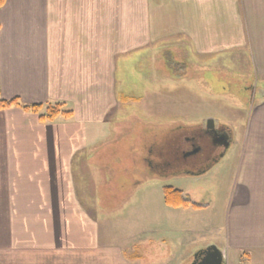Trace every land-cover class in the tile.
<instances>
[{
    "label": "crops",
    "instance_id": "obj_1",
    "mask_svg": "<svg viewBox=\"0 0 264 264\" xmlns=\"http://www.w3.org/2000/svg\"><path fill=\"white\" fill-rule=\"evenodd\" d=\"M102 3L6 0L0 8V99L72 105L70 119L46 123L18 108L0 111V264H138L137 258L126 261L121 251L100 250L94 165L84 156L95 122L77 119L94 116L88 97H81L97 83L110 87L108 69L118 63L101 56V45L67 43L89 28L100 36ZM142 5L139 43L131 49L168 40L163 51L185 68L184 77L194 68L181 63L186 59L182 52L205 62L230 54L264 84V0H142ZM165 69L173 73L167 61ZM196 76L186 82L194 83ZM171 93L168 97H175ZM104 96L109 106L137 100L123 93ZM250 105L238 180L244 170L245 177L236 184L235 232L228 228L217 247L224 264L229 251L243 256L246 264L255 256L264 263V167L258 166L264 165V89ZM64 127L65 133L54 132ZM233 144L232 139L228 150Z\"/></svg>",
    "mask_w": 264,
    "mask_h": 264
},
{
    "label": "rangeland",
    "instance_id": "obj_2",
    "mask_svg": "<svg viewBox=\"0 0 264 264\" xmlns=\"http://www.w3.org/2000/svg\"><path fill=\"white\" fill-rule=\"evenodd\" d=\"M103 2L100 8L105 6L104 11L98 13L100 36L92 35L89 28L75 34V40L67 41L101 45V56L118 62L108 69L110 87L97 83L81 97L83 101L88 97L94 116H77L95 122V133L84 156L92 158L94 165L92 177L100 203L94 219L99 224L100 250L121 251L129 262L135 253L138 264H182L198 250L222 246L228 228L232 234L235 232L236 184L245 177L244 170L238 180L239 161L246 153L244 128L251 121L250 104L258 102L264 84L251 77L247 69L240 68L242 62L230 54L221 53L205 62L182 52L186 59L180 62L192 65L190 73L197 75L195 82L189 84L187 77L182 76L185 68L163 51V42L168 40L131 49L136 40L139 43L142 0ZM108 6L114 7V11L108 10ZM106 44L110 47L105 50ZM166 61L173 73L165 69ZM202 79H208L210 84H200ZM244 86L249 88L242 90ZM170 92L175 97H168ZM108 93L114 97L123 93L137 100L109 106L104 96ZM65 109L71 110L72 105L66 103ZM209 119L232 130L234 144L222 163L199 178L188 173L176 174L178 171L171 169L161 175L148 170V160L159 162L157 154L161 149L168 151L178 141L183 142L177 136L179 130H189L192 135ZM115 121L120 124L115 125ZM54 132L63 134L65 127ZM105 178L107 183H103ZM165 187L182 191L192 202L209 206L199 210L169 208L164 203ZM228 264L246 262L240 254L229 251ZM249 264L264 263L255 256Z\"/></svg>",
    "mask_w": 264,
    "mask_h": 264
},
{
    "label": "flooded vegetation",
    "instance_id": "obj_3",
    "mask_svg": "<svg viewBox=\"0 0 264 264\" xmlns=\"http://www.w3.org/2000/svg\"><path fill=\"white\" fill-rule=\"evenodd\" d=\"M190 133L179 130L177 136L183 142L178 141L168 151L161 149L157 154L159 162L148 160L149 170L161 175L171 169L178 171L176 174L188 173L193 178H199L224 159L228 150L226 145L232 141V134L225 124H214L213 130L209 131L204 123L203 126L200 125L197 133ZM151 153L149 152L150 155ZM202 250L186 258L182 264H198Z\"/></svg>",
    "mask_w": 264,
    "mask_h": 264
},
{
    "label": "trees",
    "instance_id": "obj_4",
    "mask_svg": "<svg viewBox=\"0 0 264 264\" xmlns=\"http://www.w3.org/2000/svg\"><path fill=\"white\" fill-rule=\"evenodd\" d=\"M6 0H0V8L4 6ZM188 79H192L195 75L192 73H187ZM245 87V86H244ZM249 87H242V90H247ZM11 108H18L24 112H29L31 114L37 115L41 123L52 122L58 117L64 119H70L72 117V112L65 110L64 103H53V104H32L25 105L22 104L18 99L3 100L0 99V111L8 110ZM189 131V130H188ZM148 163V162H147ZM149 170V166H148ZM164 203L167 207L172 209H188L193 207L195 210L204 208V205L193 203L191 200L184 195L182 191L175 190L170 187H165L163 189ZM133 258H139L135 253Z\"/></svg>",
    "mask_w": 264,
    "mask_h": 264
},
{
    "label": "water",
    "instance_id": "obj_5",
    "mask_svg": "<svg viewBox=\"0 0 264 264\" xmlns=\"http://www.w3.org/2000/svg\"><path fill=\"white\" fill-rule=\"evenodd\" d=\"M213 128L214 121L212 119L207 120L206 129L210 131L213 130ZM228 147L229 145H226V148ZM223 258V252L221 250L215 246H210L203 251L198 264H224Z\"/></svg>",
    "mask_w": 264,
    "mask_h": 264
}]
</instances>
